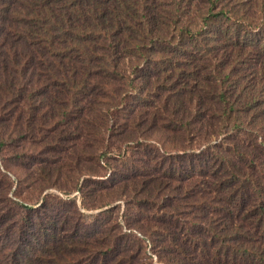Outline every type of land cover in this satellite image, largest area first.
I'll return each instance as SVG.
<instances>
[{"label":"trees","instance_id":"16d2710c","mask_svg":"<svg viewBox=\"0 0 264 264\" xmlns=\"http://www.w3.org/2000/svg\"><path fill=\"white\" fill-rule=\"evenodd\" d=\"M133 57L156 67L143 75L138 64L133 77L125 64ZM123 80L152 88L160 101L152 119L132 113L120 141L138 136L159 150L128 172L113 166L121 148L120 158L106 150L94 158L114 170L109 185L91 183L147 218L133 230L165 242L167 264H203L183 243L199 248L210 238L223 264H264V0H0V155L34 138L23 156L41 158L49 124L54 141L78 140L83 129L111 141L103 137L110 113L86 107V95ZM75 117L85 123L74 126ZM220 134L229 137L226 149L213 145ZM188 143L204 148L190 152ZM43 167L42 176L57 171ZM74 207L45 198L22 215L18 205L0 210V264H102L95 252L110 255L121 243L93 235ZM211 256L208 247L204 264L221 263ZM116 264L141 263L122 255Z\"/></svg>","mask_w":264,"mask_h":264},{"label":"rangeland","instance_id":"374dc122","mask_svg":"<svg viewBox=\"0 0 264 264\" xmlns=\"http://www.w3.org/2000/svg\"><path fill=\"white\" fill-rule=\"evenodd\" d=\"M131 59L132 61L127 60L125 64L129 68V75L133 77H136L135 74L137 73L133 71L138 64L141 65L143 75H146L151 68L156 67L155 63L150 67L147 66L143 60H137V57ZM145 65L146 67H144ZM131 72H133V75ZM156 73L157 71L152 77L156 76ZM94 86L89 88L86 95L90 100V103H87L86 107L92 104L102 109L103 115L110 113L106 118L107 121H105L106 125L104 126L105 132L103 137L107 136L108 140L111 136V141L103 142L101 135L87 129H83V135L78 140L68 137L63 142L54 141L55 133L49 130L53 124H49L51 126L46 128L43 135L47 147L41 148V151L43 150L41 158H34L32 155L23 156L24 150H27L23 149V146L27 148L30 144L38 143L34 138H29V140H25L21 144H15L5 149L4 153L0 155V210L5 214L8 207L18 205L20 208L19 213L22 215L25 204L39 207L45 198L49 199V202L55 203L59 201L74 202L77 220H81L85 225H93L91 229L93 231L96 229L95 232H92L93 235H97L98 237L116 235L117 237L112 241L114 243H121V247L111 252L110 255H106V247H104V250H101V252H104L103 256L97 255L100 252H95L97 254L93 256H98L102 264H116V262L122 260V255H127L132 262L137 260L141 264H167L165 259H167L168 252L163 247L165 242L153 244L138 230H133V228H141L139 225L143 226L141 224L146 223L147 218L137 208L128 207V203L124 201L114 202L109 196V192L111 191L96 189L101 188V186L91 183V181H98L108 183L106 185H109L114 170H109V166L106 164L107 158H102L99 163H95L94 158L102 156L106 150L116 152L114 155L109 154L108 158H120V151H117L116 147L121 148V152L123 151L122 159H117L119 162L115 161L116 165L113 166L118 165L125 172H128L129 167H133L132 164H135V161L139 164H142L140 162L142 159L150 161L154 154L151 157H146V152L149 149L159 150V144L155 141L142 140L137 136L136 141L138 142L130 144L126 140L121 142L120 140L122 137L124 138V135H118L126 129L128 122L133 119L132 113L144 111V113L147 112V117L152 119L159 108L158 103L160 100L156 98L159 94L151 91L152 88L141 90L134 86H129L126 80H123L122 83L117 82L111 85L110 89ZM84 97V94L79 97L83 104L86 103L83 101ZM75 118L73 120H76L74 126L85 123L83 120L78 119V117ZM102 118L98 121L101 122ZM15 124L16 122L13 121V125ZM113 125H116V127ZM113 127L117 129L114 137L112 132ZM100 128L98 126L94 127L96 130ZM151 138L156 139L155 136ZM125 139H128V137H125ZM228 139L229 137L225 134H220L216 141L213 142V145L218 144L220 147L226 149ZM168 146L172 148L171 145ZM186 146L190 152L196 151L197 154L204 148L199 143H195L194 145L188 143ZM82 152L83 154H81ZM79 161H81V165L83 164V171L76 169L77 166L75 164ZM36 166H45L43 168H46V172H51L53 169H57V171L52 172L51 176H42L41 173L36 171ZM87 170H90L91 173H88ZM93 173L94 175L92 176L91 174ZM101 194L106 199H100ZM105 203L112 205L103 207ZM111 209L115 211L114 214L105 213ZM101 214L103 216L99 217ZM186 236L187 233L185 232L180 239L181 242H184ZM199 243V248H194L195 244L193 242H184L183 244L187 245L188 250L196 259L201 258L203 264L208 247L212 254L211 257H216L219 253L217 261L221 262L220 264L226 263V261H223L225 256L221 254L222 248L217 240L210 238L208 245L204 241ZM167 245L172 247L169 241ZM169 251L177 257L182 256V254L179 255V251L173 249H169ZM117 258L119 259L115 262L114 260ZM187 264L192 263L189 262Z\"/></svg>","mask_w":264,"mask_h":264}]
</instances>
